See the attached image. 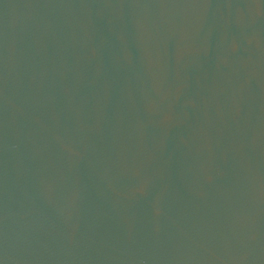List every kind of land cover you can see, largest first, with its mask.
I'll use <instances>...</instances> for the list:
<instances>
[{"label":"water","instance_id":"obj_1","mask_svg":"<svg viewBox=\"0 0 264 264\" xmlns=\"http://www.w3.org/2000/svg\"><path fill=\"white\" fill-rule=\"evenodd\" d=\"M0 264H264V0H0Z\"/></svg>","mask_w":264,"mask_h":264}]
</instances>
